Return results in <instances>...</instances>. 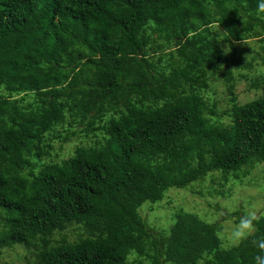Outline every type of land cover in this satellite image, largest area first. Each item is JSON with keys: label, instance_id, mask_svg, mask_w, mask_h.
<instances>
[{"label": "trees", "instance_id": "obj_1", "mask_svg": "<svg viewBox=\"0 0 264 264\" xmlns=\"http://www.w3.org/2000/svg\"><path fill=\"white\" fill-rule=\"evenodd\" d=\"M258 3L0 0V251L22 246L27 264H255L264 213L224 247L223 222L178 208L153 228L139 208L207 178L221 195L264 161V73L249 77L256 98L235 93L264 65ZM250 38L251 59L227 64L222 45Z\"/></svg>", "mask_w": 264, "mask_h": 264}, {"label": "rangeland", "instance_id": "obj_2", "mask_svg": "<svg viewBox=\"0 0 264 264\" xmlns=\"http://www.w3.org/2000/svg\"><path fill=\"white\" fill-rule=\"evenodd\" d=\"M217 30L221 33L223 28L217 27ZM219 33V35H220ZM260 42L258 39L250 38L241 42H236L232 45H222V54L227 57V64L233 65L231 62L233 57L244 56L247 59H251L252 54L259 49ZM258 63V61H256ZM226 64L223 61L224 65ZM253 72L249 73L247 78H236L235 93L240 103L250 101L260 94V91L250 90L249 77H255L261 73H264V65H254ZM213 97L217 101L218 110L222 111L229 105L228 97L225 94L223 85L218 82L211 84ZM59 143L54 145V151L59 152L57 158L51 157L54 160H60L62 157H66L70 154L73 148L74 139L62 144L59 149ZM211 182L208 178L202 183H191V185L184 188H170L164 198L160 202L151 204V202H145L139 208V213L148 224L154 225L153 228H165L169 226L172 215L178 210L183 208L185 211L195 212L199 217L206 221H219L223 222L222 229L224 235L221 237L222 245L224 247L231 246V242L228 239V232L235 224L231 217L230 219H223V215L227 212H233L244 206L243 209L249 210L254 208L258 213H264V161L252 169L251 173L244 177L238 184H232L228 182L221 189L223 193L221 195L213 194L208 195L205 188H211ZM232 186L231 191L228 193L227 188ZM218 204V205H217ZM160 230V229H157ZM19 257V258H17ZM30 259V253L22 246H14L0 251V264H27ZM204 264V263H202Z\"/></svg>", "mask_w": 264, "mask_h": 264}, {"label": "clouds", "instance_id": "obj_3", "mask_svg": "<svg viewBox=\"0 0 264 264\" xmlns=\"http://www.w3.org/2000/svg\"><path fill=\"white\" fill-rule=\"evenodd\" d=\"M257 10L260 13H264V0H259ZM261 218L262 215L254 208H250L241 215L238 222L228 232V239L231 244L233 246H239L242 242L248 241L250 237H253ZM217 235L222 237L224 235L223 230H219ZM250 242L259 250L254 256L255 264H264V235L259 238H253Z\"/></svg>", "mask_w": 264, "mask_h": 264}]
</instances>
